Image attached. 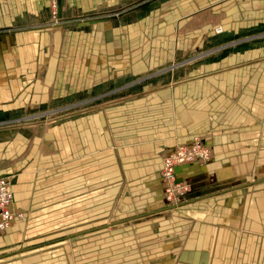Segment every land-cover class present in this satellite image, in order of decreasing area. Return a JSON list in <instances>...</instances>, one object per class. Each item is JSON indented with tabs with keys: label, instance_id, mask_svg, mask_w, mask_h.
Returning <instances> with one entry per match:
<instances>
[{
	"label": "rangeland",
	"instance_id": "374dc122",
	"mask_svg": "<svg viewBox=\"0 0 264 264\" xmlns=\"http://www.w3.org/2000/svg\"><path fill=\"white\" fill-rule=\"evenodd\" d=\"M176 1L148 0L141 9L127 14L124 18L130 28L126 24L124 29L131 33V41L126 45L121 41L123 36H128L123 33L122 17L98 15L99 23L109 21L105 25L108 34L103 25L96 23L88 30L101 35V47H106L107 41L112 44L114 38L116 76L101 83L96 78L87 93L76 98L66 96L63 102L47 109L35 108L16 117L0 119V141L16 137L31 140L47 128L79 118H88L93 125L95 118L102 123L104 133L112 137L113 150L119 157L130 146L154 141L164 149L160 155L162 163L169 151L198 136L213 150L214 159L215 147L226 146L222 152L229 156L226 164L233 162L229 166L225 162L214 165L212 174L200 183L202 192L212 198L223 195L217 199H227L225 203L231 204L232 198L242 195V189L248 192L257 187L258 183L252 186L255 171L258 165H264V101H261L264 83L252 66H243L241 70L245 71L239 73L221 72L232 68L239 54L251 53L257 45L264 46V0ZM114 14L123 15L116 10ZM48 50L50 54L58 52L55 44ZM246 58L252 61V57ZM236 145L243 148L227 150V146ZM258 171V175H264ZM0 172V177L12 178L14 183V177L5 176L2 166ZM98 173L100 168H94L92 201L95 207L84 204L79 211L66 209L73 191L65 192L66 186L62 191L57 189L51 198L61 193L63 209L56 210L52 204L51 211L30 214L26 211L24 224L16 230L20 231L16 234L18 242L0 249V255H8L0 258V264H164L171 261V249L182 244L185 231L195 220L184 209L196 211L199 205L186 207V204L185 208L176 207L112 225L164 208V192L159 186L155 190V204L130 215L126 212L128 208L120 205L118 193H112L118 184V181L115 183L117 172L110 174L107 182H101ZM243 175L241 184L235 185ZM67 179L68 176L62 178L63 184ZM232 188L241 189L234 192ZM192 190L193 186L191 194ZM84 196L85 193L79 194L83 197L79 205L91 200ZM105 224L112 226L64 239L85 226L95 228ZM27 247L35 249L18 253Z\"/></svg>",
	"mask_w": 264,
	"mask_h": 264
},
{
	"label": "crops",
	"instance_id": "0c3cea01",
	"mask_svg": "<svg viewBox=\"0 0 264 264\" xmlns=\"http://www.w3.org/2000/svg\"><path fill=\"white\" fill-rule=\"evenodd\" d=\"M147 1L59 0V13L53 19L48 0H0V119L16 117L35 108L47 109L63 102L66 96L79 97L93 87L96 78L100 79L99 83L113 79L118 64L114 38L112 44L107 41L106 47H101V35L88 28L92 23L100 24L108 34L105 25L109 21L99 23L97 16L112 15L109 18L122 17L123 33H127L124 26L128 21L124 17L141 9ZM115 10L123 15L115 16ZM127 26L130 28V23ZM127 34L121 38L125 45L131 41V33ZM54 44L58 52L50 54L48 49ZM246 57H252V61ZM236 58L238 62L221 73L231 70L239 73L245 71L241 70L243 66H252L264 83V46L257 45L251 53L239 54ZM92 121L93 125L88 118L65 121L43 130L31 140L16 137L0 141V169L2 166L5 176L15 179L12 190L18 210L29 214L51 211L53 207L62 210L61 193L51 197L65 186V192L73 191L66 209L79 211L84 204L95 207L92 175L96 167L100 168L101 182L109 181L110 174L117 172L115 183L118 181V184L112 188V193H118L120 205L128 208L126 212L130 215L144 211L155 202V190L161 186L160 155L164 149L154 141L140 143L128 147L119 157L113 150L112 137L101 128L102 123L95 118ZM237 146L241 145L227 146V150H236ZM225 147H215L212 165L180 171L179 177L188 179L193 186L194 194H190L188 201L202 199L186 206L199 205L198 209L193 208L196 211L184 207L195 220L185 231L182 244L171 249V261L164 264H264V175H258L259 167L264 165H258L255 171L252 186L258 183L257 187L248 192L242 189V195L232 198L231 204L225 203L227 199H221L222 203L218 200L223 195L212 198L201 190L200 183L212 174L214 165L226 164L229 159L222 153ZM230 164L233 162L226 166ZM64 176L69 177L65 184ZM244 178V175L237 178L235 185L241 184ZM82 193L91 200L79 205ZM25 220L15 222L0 238V249L18 242L16 234L20 231L16 230ZM88 229L94 228L85 226L76 232Z\"/></svg>",
	"mask_w": 264,
	"mask_h": 264
},
{
	"label": "built area",
	"instance_id": "2783aa9c",
	"mask_svg": "<svg viewBox=\"0 0 264 264\" xmlns=\"http://www.w3.org/2000/svg\"><path fill=\"white\" fill-rule=\"evenodd\" d=\"M59 0H48L50 14L56 19L59 13ZM213 151L197 136L188 143L169 151L162 160L159 173L160 185L164 192L163 206L182 204L191 194L192 184L179 177L180 171L194 166H206L212 162ZM12 178L0 177V237L5 236L17 221L24 220L25 211L15 206Z\"/></svg>",
	"mask_w": 264,
	"mask_h": 264
},
{
	"label": "water",
	"instance_id": "95a60500",
	"mask_svg": "<svg viewBox=\"0 0 264 264\" xmlns=\"http://www.w3.org/2000/svg\"><path fill=\"white\" fill-rule=\"evenodd\" d=\"M249 185H251V184H249ZM249 185H248V186H249ZM242 187H243V186H242ZM238 189H241V188H233V190H238ZM204 198H207V197H204ZM199 199H202V198H199ZM199 199H196V200H190V201H185L184 203L179 204V205H176V206H170V207H166V208L164 207V208H162V209L155 210V211H153V212H149V213H146V214H142V215L139 216V217L126 219V221H120V222H118V223H114V224H112V225L124 224V223L129 222V221H132V220L140 219L141 217L152 216V215H155V213H156V214H157V213H161V211H170V210H172V209H175L176 207H184V205L189 204V203H193L194 201H198ZM112 225H109V226H108L107 224H105V225L97 226V227L94 228V229L83 230V231H81V232L73 233V234L69 235L68 237H64V239L69 240V238L79 237V236H82L83 234L90 233V232H96V231H98V230L108 228V227H110V226H112ZM28 250H33V248H26L25 250H22V251H20V252H18V253H25V252L28 251ZM18 251H19V250H18ZM5 256H8V255H5V254L0 255V257H2V258H4Z\"/></svg>",
	"mask_w": 264,
	"mask_h": 264
},
{
	"label": "bare ground",
	"instance_id": "6f19581e",
	"mask_svg": "<svg viewBox=\"0 0 264 264\" xmlns=\"http://www.w3.org/2000/svg\"><path fill=\"white\" fill-rule=\"evenodd\" d=\"M263 167V166H262ZM260 167L259 170H260V173L264 174V168ZM259 173V172H258Z\"/></svg>",
	"mask_w": 264,
	"mask_h": 264
}]
</instances>
